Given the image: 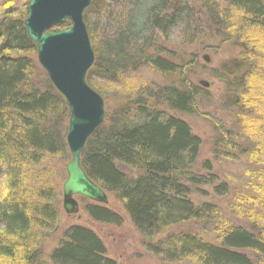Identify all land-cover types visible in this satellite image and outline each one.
Masks as SVG:
<instances>
[{"label": "trees", "instance_id": "trees-1", "mask_svg": "<svg viewBox=\"0 0 264 264\" xmlns=\"http://www.w3.org/2000/svg\"><path fill=\"white\" fill-rule=\"evenodd\" d=\"M27 2L0 0V176L7 184L0 201V264H42L37 242L58 230V204L46 174L31 170H38L45 156L69 154L68 107L26 38ZM83 20L94 54L85 80L100 96L96 80L116 84L143 67L178 78L177 84L127 89L117 106L105 105L104 120L81 153L85 174L120 204L147 239L149 253L169 263L189 258L197 264H264L263 189L262 196L249 197L260 212L238 209L233 214L246 227L220 223L217 207L206 198H224L229 187L209 162L196 167L201 142L176 116L199 115V100L206 94L188 79L192 57L184 63L161 41L178 30L183 40L209 38L228 48L230 58L213 78L227 93L225 107L234 112L239 133L214 127V153L220 150V156L233 159L236 135L246 141L249 153L256 150L258 136L250 138L247 125L264 109V0H91ZM68 26L64 22L53 30ZM262 129L261 122L255 134ZM84 210L96 223L122 224L106 206L89 202ZM189 223L201 227L203 235L214 234L215 241L173 232ZM48 259L51 264H117L100 238L80 225L63 231Z\"/></svg>", "mask_w": 264, "mask_h": 264}, {"label": "rangeland", "instance_id": "rangeland-1", "mask_svg": "<svg viewBox=\"0 0 264 264\" xmlns=\"http://www.w3.org/2000/svg\"><path fill=\"white\" fill-rule=\"evenodd\" d=\"M18 7L21 8L19 5ZM181 35L182 33L178 30H173L168 39L161 38V41L169 45L168 47L172 50L173 54L183 59L184 63L190 62L188 56L192 57L193 67L190 69L191 73L188 79L193 85L198 87V81L202 80L208 82L210 86L208 89L199 87L202 91L201 94H206V96L203 95L201 100H199V115L177 114L176 116L189 126L192 134L199 138L201 142L196 167H200L204 162H209L212 164L213 173L229 187V192L224 198L216 199L212 195L206 198L207 201L212 202L217 207L220 223L223 220L226 222L224 224L225 227L239 223L246 227L245 221L239 216L234 217L233 214L239 211L238 209L249 213L260 212L255 204L252 205L250 198L253 197L252 193L260 197L262 189L264 194V159L260 157L264 154V151H262L264 147V130L262 129L261 135L255 134L261 122L262 124L264 123V109H258L257 111L260 110L261 112L256 116L253 114L250 117L252 123H248L247 125L253 133L249 137L253 139L255 135L258 136L252 148L256 150L248 153L250 151L248 144L245 143L246 141L240 135H236L238 137L236 139L237 152L230 154L233 159L220 156V150H216V153H214V143L217 138L214 127L223 126L226 129H232L234 134L239 133L236 128L234 112L229 110L231 108L225 107L227 104V93L223 86L213 78L216 75L214 72L219 69V65L230 58L229 50L222 44L217 45V40L214 39L196 38L192 42L191 40H183ZM203 55L209 57L208 64L204 63L201 59ZM176 82H178V78L175 76H162L149 67H143L137 71L129 72V76L126 79L116 84L96 80L94 85L97 91L100 92L101 97L104 98V104L108 109H111L119 104L122 99L121 97L127 93V89L137 90L141 85L163 86L177 84ZM261 86L264 87V82H261ZM261 103L264 106V103ZM255 104L257 103L255 102ZM239 142L243 146H239L237 144ZM241 150H244L242 154ZM69 160V154L68 156L61 154L45 156L38 165V170H31L35 174L44 172L48 177V181L45 183L49 184L52 191L56 194L55 199L58 204L57 210L59 215L58 230L50 235H47L48 233L46 232V237L41 236L37 242V246L39 245L37 249L39 262L51 264L48 256L51 250L58 245L63 231L70 225H80L92 230L100 238L107 251V257L113 259L117 264H197L194 259L189 258L169 263L161 258V256L149 253L144 247L147 239L135 229L120 204L114 200L110 193H107L108 203L106 207L116 211L121 216L122 224L120 226L115 227L92 221L84 210L89 201L80 197H73L78 204L77 214L67 215L62 209V184L66 179L65 165ZM120 168L129 176L135 174L130 168ZM6 191L7 184L5 183V179L0 176V201L4 198ZM195 198L196 200H193L198 201L199 198ZM177 231L190 232L203 237V240L215 241L214 234L203 235L201 227L196 224L189 223L188 225L177 226L173 229V232L176 233ZM162 236L160 234L159 238H162Z\"/></svg>", "mask_w": 264, "mask_h": 264}, {"label": "water", "instance_id": "water-1", "mask_svg": "<svg viewBox=\"0 0 264 264\" xmlns=\"http://www.w3.org/2000/svg\"><path fill=\"white\" fill-rule=\"evenodd\" d=\"M91 0H28L23 29L36 49L35 57L55 90L64 98L68 111L65 141L70 160L65 165L62 184V209L76 214L80 197L98 205L107 204L105 191L91 181L81 168V153L91 134L104 120L103 98L86 83V75L94 62L88 32L83 20ZM64 22L69 26L53 30ZM204 63L209 57L203 55ZM208 89L210 84L198 81Z\"/></svg>", "mask_w": 264, "mask_h": 264}, {"label": "bare ground", "instance_id": "bare-ground-1", "mask_svg": "<svg viewBox=\"0 0 264 264\" xmlns=\"http://www.w3.org/2000/svg\"><path fill=\"white\" fill-rule=\"evenodd\" d=\"M107 195V194H106ZM75 198V197H74ZM107 203H108V197H107ZM107 205V204H106ZM106 205H104V206H106ZM110 209V208H109ZM114 211V210H113ZM78 212V211H77ZM116 212V211H115ZM117 213V212H116ZM77 214V213H76Z\"/></svg>", "mask_w": 264, "mask_h": 264}]
</instances>
